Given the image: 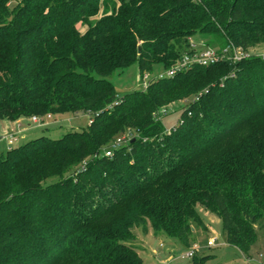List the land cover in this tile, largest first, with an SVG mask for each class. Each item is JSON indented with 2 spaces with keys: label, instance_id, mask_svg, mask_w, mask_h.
Here are the masks:
<instances>
[{
  "label": "trees",
  "instance_id": "trees-1",
  "mask_svg": "<svg viewBox=\"0 0 264 264\" xmlns=\"http://www.w3.org/2000/svg\"><path fill=\"white\" fill-rule=\"evenodd\" d=\"M195 34L218 51L264 47V0H0V120L89 115L0 151V264H142L133 228L186 245L207 229L198 205L227 243L255 242L264 58L192 63L122 96L109 80L133 63L141 79L167 71L194 53ZM176 90L192 100L166 133L155 115ZM127 128L137 137L105 155Z\"/></svg>",
  "mask_w": 264,
  "mask_h": 264
},
{
  "label": "rangeland",
  "instance_id": "rangeland-1",
  "mask_svg": "<svg viewBox=\"0 0 264 264\" xmlns=\"http://www.w3.org/2000/svg\"><path fill=\"white\" fill-rule=\"evenodd\" d=\"M97 16L92 17L90 22H94ZM86 23L80 22L77 27L84 30ZM198 43H196V41ZM207 38L200 34L193 35L190 42L194 45V52H200L205 48L216 50L214 42L206 44ZM192 48V47H191ZM264 53V47L248 51V54L260 55ZM248 57V56H247ZM229 63V62H228ZM232 64V63H231ZM164 73L160 66H155L153 71L145 73L143 79L139 76L138 66L136 63L124 69H117L110 77L117 96H122L132 90H143L147 82L159 74ZM192 100L191 96L179 95V91L171 93L166 97L164 104L158 109L155 117L163 123L164 129H171L178 120L179 113ZM32 117V116H31ZM30 118H19L14 120L15 123H21L20 129L15 131H5L4 124L0 121V137L9 133L15 134L17 137L14 142L7 144V141L0 140V151L25 143L29 139L47 135L51 138H58L69 130H79L86 127L89 123V115L86 113L60 114L53 115L46 121L45 125L32 123ZM48 122V123H47ZM112 143L118 138L123 140L121 145H127L130 140L137 137V134L125 129L123 132L115 133ZM111 143V145H112ZM110 145V147H111ZM109 147V148H110ZM107 149L104 150V153ZM202 220L207 229H192L191 239L185 245L178 242L165 234L156 233L152 229L147 234L142 233L139 227L133 228L135 235V243L137 245V253L142 258V264H194L192 257H181V255L192 249L193 244L198 248L195 250V258L208 255L203 264H264V230L256 228V240L248 249L240 250L236 246L226 242V237L222 231L220 219L209 211L204 210L201 206H197ZM213 240V246L207 247V243ZM197 262V260H196Z\"/></svg>",
  "mask_w": 264,
  "mask_h": 264
},
{
  "label": "built area",
  "instance_id": "built-area-1",
  "mask_svg": "<svg viewBox=\"0 0 264 264\" xmlns=\"http://www.w3.org/2000/svg\"><path fill=\"white\" fill-rule=\"evenodd\" d=\"M248 55H249L248 52L243 51L240 47L234 46L231 42H229L228 45L223 49H221L220 51H218L217 49L214 50L212 48L207 47L198 53L194 52L192 55H187V54L183 55L180 61H178L174 66H172L164 73L159 74V77L172 76L176 72L189 67L192 63H196L203 66L214 64L217 63L218 61H227L229 63L230 62L234 63L236 61L241 60L242 58L247 57ZM260 55L262 56V58H264V53ZM143 85L145 86L146 82H143ZM49 118H50V114H47L46 116H42V117L32 116L30 121L32 123L43 125L46 124L45 122ZM169 131L170 129L165 130L166 133H169ZM16 138L17 137L15 136V134L9 133L6 136H1L0 140L3 139L7 141V144H11L16 140ZM121 142H123V140L119 138L115 140L112 143L111 147L105 151V155L110 156L112 149L119 147L121 145ZM207 245L208 246L213 245V240L211 242H208ZM196 248L198 247L193 246L191 250H188L187 252L183 253L181 257H192Z\"/></svg>",
  "mask_w": 264,
  "mask_h": 264
},
{
  "label": "crops",
  "instance_id": "crops-1",
  "mask_svg": "<svg viewBox=\"0 0 264 264\" xmlns=\"http://www.w3.org/2000/svg\"><path fill=\"white\" fill-rule=\"evenodd\" d=\"M4 124L5 131H15L20 129L21 123H15L14 121L0 120ZM248 264V261H247Z\"/></svg>",
  "mask_w": 264,
  "mask_h": 264
},
{
  "label": "water",
  "instance_id": "water-1",
  "mask_svg": "<svg viewBox=\"0 0 264 264\" xmlns=\"http://www.w3.org/2000/svg\"><path fill=\"white\" fill-rule=\"evenodd\" d=\"M139 50V49H138Z\"/></svg>",
  "mask_w": 264,
  "mask_h": 264
}]
</instances>
